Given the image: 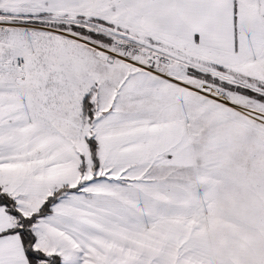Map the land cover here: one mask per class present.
I'll return each instance as SVG.
<instances>
[{
	"label": "snow or ice",
	"instance_id": "snow-or-ice-1",
	"mask_svg": "<svg viewBox=\"0 0 264 264\" xmlns=\"http://www.w3.org/2000/svg\"><path fill=\"white\" fill-rule=\"evenodd\" d=\"M0 264H264V0H0Z\"/></svg>",
	"mask_w": 264,
	"mask_h": 264
}]
</instances>
